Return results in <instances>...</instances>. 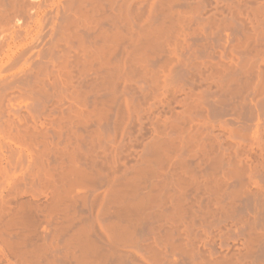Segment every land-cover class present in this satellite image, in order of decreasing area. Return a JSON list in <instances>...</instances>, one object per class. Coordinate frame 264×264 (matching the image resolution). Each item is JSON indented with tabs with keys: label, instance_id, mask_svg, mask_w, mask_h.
<instances>
[{
	"label": "bare ground",
	"instance_id": "6f19581e",
	"mask_svg": "<svg viewBox=\"0 0 264 264\" xmlns=\"http://www.w3.org/2000/svg\"><path fill=\"white\" fill-rule=\"evenodd\" d=\"M0 264H264V0H0Z\"/></svg>",
	"mask_w": 264,
	"mask_h": 264
}]
</instances>
